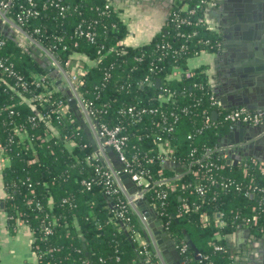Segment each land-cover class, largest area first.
I'll list each match as a JSON object with an SVG mask.
<instances>
[{
  "label": "trees",
  "instance_id": "obj_1",
  "mask_svg": "<svg viewBox=\"0 0 264 264\" xmlns=\"http://www.w3.org/2000/svg\"><path fill=\"white\" fill-rule=\"evenodd\" d=\"M37 1L41 15L30 18L22 28L51 49L62 67L74 59L85 65L87 71L77 82L78 92L95 111L99 124L123 128L133 169L161 183L147 191L146 198L157 205L176 242L187 243L182 257L189 264H234L224 239L217 241L215 234H227L255 216L258 223L252 227L264 230V210L259 207L264 193L257 190L264 189V173L249 157L240 163L225 161V168L212 174L217 182L208 183L201 195L191 187L195 180L192 171L179 172L190 162L193 149L199 155L206 147L223 142L231 132V125L223 121L226 110L211 105L212 89L206 73L199 68L186 74L196 52H217L220 48V36L200 21L207 6L188 0L189 6L196 8L191 25L177 27L168 20L151 42L133 47L124 43L129 29L120 10L114 5L105 8L109 0H64L70 5L65 13L48 0ZM26 3L12 0L7 16L16 20ZM79 25L95 32L94 41L77 33ZM193 32L197 34L189 37ZM14 38L6 35L0 22V60L8 59L7 65L12 64L11 72L0 67V145L9 160L7 165L0 161V223L5 213L11 231L20 224L31 229L37 264H161L151 245L146 247L152 251L150 257L141 253L145 248L138 239V234H143L138 214L116 182L106 184V167L94 157L95 145L69 97L32 56V50L27 51L19 38ZM206 39L211 43L206 44ZM167 43L171 47L163 48ZM177 67L183 75L170 77ZM147 76L153 83L141 85ZM157 79H161L159 85ZM169 90L176 92L175 102L161 100L160 95ZM40 94L44 96L31 100ZM134 105L157 108L158 112L134 121L127 113ZM216 110L219 118L204 127L205 111L213 114ZM172 112L179 115V121L168 133L161 115L173 120ZM165 137L175 146L173 168L162 162L159 143ZM224 183L229 186L223 188ZM170 184L175 189L171 190ZM249 185L255 189L254 196L245 194ZM117 188L119 192L114 191ZM161 192H166L165 200L159 196ZM37 203L42 204L41 209ZM120 203L127 204L129 222L117 217ZM184 204L189 210L183 209ZM203 213L210 218L206 226L201 223ZM221 213L227 223L219 228L215 222ZM48 226L51 232L46 231ZM187 237L202 258L197 257ZM215 242L224 250H216Z\"/></svg>",
  "mask_w": 264,
  "mask_h": 264
},
{
  "label": "crops",
  "instance_id": "obj_2",
  "mask_svg": "<svg viewBox=\"0 0 264 264\" xmlns=\"http://www.w3.org/2000/svg\"><path fill=\"white\" fill-rule=\"evenodd\" d=\"M173 1L109 0L112 5L120 10L121 17L129 29L124 43L137 47L151 42L158 33L166 28L170 10L172 11L171 8L174 6ZM213 2L214 5L210 6L206 13V21L209 27L220 36V48L217 52L204 51L190 59L188 69L193 71L201 68L206 73L211 89L221 98L225 109L243 107L264 113V100H260L261 103H258L263 108L255 110L252 109L255 103L252 104L251 102V100L255 102L256 96L259 94L262 95L261 89L264 90V83L260 82V85L259 83L246 84L245 86L243 84V81L246 80L245 76L248 77L253 72L256 74L257 68L254 64H249L248 59H240L242 53L247 51V53L253 54L255 51L253 46H250L252 44L249 40L252 34L250 31L251 25H240L237 22L240 18L232 10V7L236 3H241L242 0H213ZM245 43L247 47L242 50V46L244 47ZM262 52L264 53V48ZM83 65L82 62L74 59L66 69L63 68L64 74L61 73V75L63 74L62 89L65 93H72L73 97H75L74 91L67 76H70L75 70L77 71L79 66ZM54 75L58 78L57 73H54ZM243 103L246 105H243ZM74 108L79 118L84 120L82 126L85 131L88 129L92 133L93 144L98 147V153L95 151V155L99 156L101 162L110 170H119L122 165L116 152L102 145L96 127L89 115L83 112L81 104L76 102ZM253 127L257 128L253 129ZM233 130L232 138H229L228 135L223 140V143L234 145L237 148L234 156L235 161L242 157H252L264 162V119L260 125L238 124ZM7 164H9V161H6L4 165ZM165 165L167 168L174 167L172 162H167ZM135 186L131 179L129 180L125 175L122 176V186L120 185V188H124L122 189L123 192H126H124L125 194L134 192ZM147 201L137 203L142 216L146 217V219L143 217V220L147 222L149 230L154 233L159 245L167 251L171 262L175 264V256L171 253V250H173L171 241L163 237V231L159 226V223L163 227H165V224L153 204L149 200ZM145 212L147 213L145 214ZM138 217L140 222L143 223L142 217L139 215ZM145 231L146 229L143 228V234H140L138 239L140 242H148L150 244L148 232L146 234ZM169 235L171 234L169 233ZM33 236L31 229L23 224L11 231L7 224L6 214L2 213L0 223V264H37V257L33 250ZM216 239H224L234 264L264 263L263 231L254 229L249 225H238L227 234L218 233ZM175 246L178 249L177 242H175Z\"/></svg>",
  "mask_w": 264,
  "mask_h": 264
},
{
  "label": "built area",
  "instance_id": "obj_3",
  "mask_svg": "<svg viewBox=\"0 0 264 264\" xmlns=\"http://www.w3.org/2000/svg\"><path fill=\"white\" fill-rule=\"evenodd\" d=\"M48 2H50V5L59 9L61 13H65L66 11H68L70 9V5H66L64 3V0H48ZM198 4H199V6L200 5L207 6V9L205 11V17L203 19L202 18L200 19V21H205L207 23L206 13L208 11V8H210V6H212V5H214V2H213V0H199ZM111 5L112 4L110 2H108L106 4L105 8L109 9ZM11 7H12V0H0V20L2 21V23H7V20L4 19V17L2 16V14H5L7 19L9 21H11L12 24L14 23L18 27H20L23 30V32H25L29 37H31L32 39L37 41L32 35L28 34L22 28V25H25L30 18H37L41 15L42 10H40L41 8L39 7L38 1L37 0H27L26 6L22 7L21 12L16 14V20H13L7 16ZM46 7H47L46 5L43 6V8H46ZM195 12H196V8L190 7L188 0H178L177 4L172 9L169 20L171 23L175 24L177 27H180L181 25H191L192 24L191 16L193 14H195ZM12 24L10 26L17 33H19L20 32L19 29L16 28L14 24L13 25ZM39 31L40 30L38 28L34 29L35 33H38ZM77 33L79 35H85L89 40L94 41L95 32L91 29L84 30L82 28V26L79 25ZM196 34H197V32H193V34H189V37L191 35H196ZM21 37H24L26 39L27 43L28 42L32 43V41L28 37H26L23 33H21ZM205 43L209 44V43H211V40L206 39ZM170 47L171 46L168 43L163 45V48H170ZM42 48L47 53L54 56V53L51 51V49H46L43 46H42ZM181 48H185V45H183ZM46 52H45V55L47 56L48 54ZM202 52H200V53L196 52V56L200 55ZM176 53H177V50H174V54H176ZM71 62H72V60H69L66 64V67H68ZM7 63H8V59H5V61L0 60V67L2 68V70L4 72H11L12 64L7 65ZM53 65H56V64L53 62ZM66 67L65 68L63 67V68L66 69ZM78 68H77V71L75 70V72H73L69 76L70 82L74 85V87H75V89H76V91L80 97V100L82 101V103L86 109L87 114L89 115L94 126L96 127L97 134H98V137L102 141V145L104 147H109V148L113 149L116 152L117 157H118V159L122 165V167L119 170H113L112 171L105 164H103V166L106 167V171L103 173L104 176L106 177V184L108 186H111L112 184H114L116 182L117 185L119 186V189L121 190L122 188H120V185L118 184L117 176L127 174L136 185L135 186L136 189L134 190V192L130 193L129 195L131 196L133 202H139L142 199L146 198L147 191L155 188L156 185H161V183L152 181L151 178H149L148 176H146L144 174V171L140 172V171H136L133 169L132 162L128 158V156L126 154V150H125L128 137L123 133V128L121 126L110 127L106 123L99 124L96 121L95 111L91 108L89 103H86L84 101L83 96L77 90V82H78L79 78L86 73L87 69L84 65L79 66ZM151 70L153 71L154 68H152ZM187 71L188 72L186 74L188 76L191 75V71H189V70H187ZM182 75H183V70L177 67L174 70V72L171 74L170 77H181ZM42 79H44V77H42ZM152 83H153V81L151 80V78L149 76H147L144 80L141 81V85L152 84ZM43 96H44V94L35 95L31 98V100H39ZM160 98L162 101L175 102L176 101V92L169 90V91H167L166 94H161ZM210 100H211L212 106L221 107V108L225 109L223 107V103L221 101V98L213 90H212V93L210 95ZM185 110H186V108H185ZM225 110H226V112L223 115V121L231 125V131L238 124L254 125V126L260 125L264 119V113L263 112L252 111V110H248L247 108H243V107L242 108L241 107L229 108V109H225ZM157 112H158L157 108L138 107L137 105L130 106L127 109V113H129V115L131 116V118L134 121L140 120V118L143 114L157 113ZM204 115H205L204 127H208L212 123V121H214L215 119H214L213 114H210L208 111H205ZM171 116L173 117V120H170L171 118L168 119V116L166 114L161 115V119H162L161 123L164 124L163 129L168 133L173 132L176 123L179 121V115H177L176 113L172 112ZM219 116H220V112H218V118H219ZM33 119H35V118L33 117ZM18 131H19V129H18ZM19 132H21V131H19ZM49 136L52 137V134H49ZM159 150H160V153L162 155V162L165 164L167 162H172L175 166V163L172 159V155L174 153L175 146L171 143L169 138H167V137L161 138V141L159 143ZM236 152H237V148L234 145L224 144L223 142L215 145L214 147H206L205 149H203V151L199 155L197 154L196 149H193V151L191 153L192 158H191L190 162L187 163L186 166L182 167V169H180L179 172H183L186 170L192 171V175L194 176L195 180L192 183L191 187H193L197 193L203 195V194H205L208 183L215 184L217 182V179L212 177V174L215 173L216 171H220L221 169H224L226 166V164L224 163L225 161L235 163L234 156H235ZM97 153H98V150H97ZM3 155H4L3 154V147L0 145V161L4 165L5 162L9 161V160L7 158H5ZM94 157L100 159L99 156H96L95 154H94ZM249 158H251L253 160V162L255 164H257L259 166L260 170L264 173V162H262L261 160H259L257 158H252V157H249ZM243 159H244V157L240 158L239 160H237L238 161L237 163L242 162ZM88 186H90V183H88ZM228 186L229 185L226 183L222 184L223 188H227ZM169 188L171 190L175 189V185L170 184ZM119 189L117 188L114 191L119 192ZM252 189L255 190L254 188H252V185H249L248 187H246L244 189L245 194L254 196ZM256 189H257V187H256ZM237 190L241 191L242 187L238 186ZM257 190H260L261 193H264V189H257ZM122 191H123V189H122ZM159 196L161 197V199L165 200L167 195H166V192H161V193H159ZM128 204L131 205V201L128 200ZM153 206H154L155 210L157 211V205L153 204ZM37 207L39 209H41L42 204L37 203ZM259 207L262 210H264V196L261 197V201H259ZM183 209L189 210L188 205L184 204ZM255 209H257V208L255 207L254 210ZM127 213H128L127 204L126 203H120V205L117 206V217H119L120 219H124L127 222H129L130 217L127 215ZM146 213L147 212H145V214ZM143 217L146 219V217L144 215L142 216V218ZM209 219H210L209 215L207 213H203L201 216V223L204 226H206L209 224ZM226 223L227 222L225 219H223V214L221 213L219 215V218L215 222V225L220 228V227L226 226ZM257 223H258V217L255 216V218L253 220L249 219V218L245 219V221H243L239 225H249V226H255L256 227ZM165 228L167 229L166 226H165ZM46 231L51 232V228L49 226L46 227ZM260 231H264L263 228H261ZM218 233H220V232L218 231L215 234V238H216V235ZM33 235H34V233H33ZM138 236H139V234H138ZM218 240L219 239H217V241ZM34 241H35V237L33 236V243H34ZM141 243H142V245H144V248H145L144 250L141 251V253H146V255L148 257H150V255L152 254V251L148 250L146 248L147 245H150V244L148 242H141ZM177 245H178V249H179V252L181 255H182V253L187 251L188 245L185 241H182L181 243H177ZM213 245H214L216 250H224V247L221 246L220 244H218L217 242L213 243ZM34 252L36 254L35 250H34ZM196 255H197V257H200V258L203 257L200 253L196 254ZM36 257H37V254H36ZM204 258L207 259V257H204ZM183 264H189L188 260L184 259Z\"/></svg>",
  "mask_w": 264,
  "mask_h": 264
},
{
  "label": "water",
  "instance_id": "obj_4",
  "mask_svg": "<svg viewBox=\"0 0 264 264\" xmlns=\"http://www.w3.org/2000/svg\"><path fill=\"white\" fill-rule=\"evenodd\" d=\"M244 3H246L245 6H242L240 11L238 10V13H237L238 15H236V16H238V18H240L237 20V22L240 25H246V24L251 25L250 31L252 34H251L249 40H250V43L252 45H250V44L249 45L253 46L255 51L253 52V54H250L249 52L247 53V51L246 52L244 51L245 53H242V56L240 59H243V60L248 59L249 60L248 63L254 64L257 69L255 72L256 74H254V72H253V74H250L248 77L245 76L246 80L243 79L244 80L243 84L245 86L246 84L259 83V85H260V82L264 83V53L262 52V49L264 48V0H244ZM2 16L4 17V19L7 20V23H5V24H3L2 21H0L2 26H3V29L5 30L6 35L10 34L14 40L17 39V38H14V36L18 37L20 40L19 44L21 46H23L27 51H29L31 49L32 50L31 51L32 56L39 63H41L43 65V67L46 69V72L50 76H52L53 79L55 80L56 85L63 91V93H65L64 90L62 89V84H61L62 83V75L64 74V69L57 62L55 57L52 56L51 54L47 53L37 41H35L31 37H29L25 32H23V30L20 27H18L17 25H15L13 23L15 25V27L18 28L20 31L19 33H17L10 26L12 24V22L7 19L6 15L2 14ZM21 33H23L26 37H28L32 41V43L31 42L27 43L26 39L24 37H21ZM244 45H245L244 47L242 46V50H244L247 47L246 43ZM45 52L48 54L47 56H45ZM251 55H252V57H251ZM53 62L56 65H53ZM250 72H252V71H250ZM54 73H57L58 78H56ZM61 73H63V74L61 75ZM67 77H68V80L70 82L69 76H67ZM160 82H161V79H157V85H159ZM70 84H71V87H72V89L74 91V95H75V97H73L72 93H69V92L65 93L69 97L70 104L72 106H75L76 102H79L81 104L83 112L85 114H87L86 109H85L82 101L80 100V97H79L74 85L71 82H70ZM261 93H262V95L259 94L258 96H256L257 98H256L255 102H254V100H251L252 104L255 103L254 108H252L254 110L263 108V107H260L261 104H258V103H261L260 100H264V90L261 89ZM241 98H244V97H241ZM240 105H242V104H240ZM243 105H246V104L243 103ZM247 106H250V105H247ZM213 116H214V119H217L218 118V112L214 111ZM80 120H81V123L84 122V120L82 118ZM255 128H257V127H253V129H255ZM86 131H87L91 141L94 143L91 131H89L88 129ZM233 131H231L229 133V138H232ZM108 149H111V148H108ZM95 150L97 151L98 147L95 146ZM123 175H125L129 180L131 179L127 174H123ZM123 175L117 176L118 183L121 186H122V176ZM132 183L135 184L133 181H132ZM126 196H127L128 200L131 201V205L133 206V208L135 209L137 214L140 217H142L141 211L138 208L137 203H139L141 201L148 202L147 201L148 199H142L139 202H133L132 198L129 194H126ZM2 206H3V204H2ZM141 220L143 222V223H141V226H142V228L146 229V231H145L146 234L148 232V240L150 242V245L152 246V248L155 251V254L159 258V260L161 261V264H174L171 262L170 258L168 257L167 251L164 250L162 248V246H160L159 243L157 242L154 233L149 230V226H148L147 222L145 220H143V218H141ZM159 224H160L159 226L161 227V230L163 231V233H162L163 237L167 238L171 241V245L173 246V250H171V253L175 256V262H176L175 264H183L184 259H183L182 255L180 254L179 250L175 246L176 241L173 239V237L171 235H169L168 230L165 227H163L161 225V223H159ZM186 239H187V242L195 249L196 254H199V251L196 248L193 241L191 239H189V237H187Z\"/></svg>",
  "mask_w": 264,
  "mask_h": 264
},
{
  "label": "flooded vegetation",
  "instance_id": "obj_5",
  "mask_svg": "<svg viewBox=\"0 0 264 264\" xmlns=\"http://www.w3.org/2000/svg\"><path fill=\"white\" fill-rule=\"evenodd\" d=\"M174 2V6L177 4V2H178V0H174L173 1ZM172 2V3H173ZM245 4L246 3H244V0H242V2L241 3H239V4H235L233 7H232V10H234V12L236 13V15H238L237 13H238V10L240 11V9L242 8V6H245ZM174 6H172V8L171 9H173L174 8ZM244 8V7H243ZM171 10H170V14H171Z\"/></svg>",
  "mask_w": 264,
  "mask_h": 264
}]
</instances>
